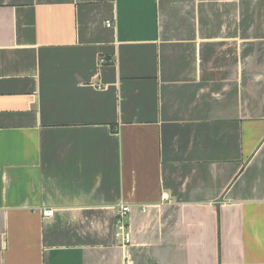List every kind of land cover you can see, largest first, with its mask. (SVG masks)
<instances>
[{"label":"crops","instance_id":"obj_1","mask_svg":"<svg viewBox=\"0 0 264 264\" xmlns=\"http://www.w3.org/2000/svg\"><path fill=\"white\" fill-rule=\"evenodd\" d=\"M0 264H264V0H0Z\"/></svg>","mask_w":264,"mask_h":264},{"label":"built area","instance_id":"obj_2","mask_svg":"<svg viewBox=\"0 0 264 264\" xmlns=\"http://www.w3.org/2000/svg\"><path fill=\"white\" fill-rule=\"evenodd\" d=\"M108 26H111L110 23H107ZM101 88V87H99ZM170 195L168 192H165L162 194V201H169ZM144 212H147L149 210V207L146 205L143 208ZM131 211V205L129 203H120L118 209H117V230H116V236L121 240V242L125 244H130L133 240V235L131 232V228L129 223L127 222V217L129 216ZM51 212V211H49Z\"/></svg>","mask_w":264,"mask_h":264}]
</instances>
